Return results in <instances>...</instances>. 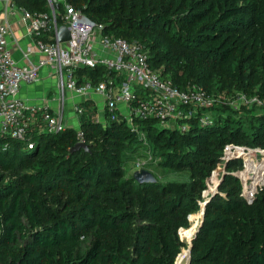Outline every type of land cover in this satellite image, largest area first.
<instances>
[{"label": "trees", "instance_id": "obj_1", "mask_svg": "<svg viewBox=\"0 0 264 264\" xmlns=\"http://www.w3.org/2000/svg\"><path fill=\"white\" fill-rule=\"evenodd\" d=\"M15 2L50 12L46 0ZM65 4L102 25V34L142 44L161 77L182 89L201 86L213 101L171 123H131L106 107L97 119L86 98L79 127L88 149H72L73 125L48 131L41 118L23 137L0 133V264H175L188 256L198 223L190 226V215L216 185L225 147L264 149V0H62L59 25ZM113 73L103 64L74 71L79 83ZM142 151L178 178L152 171L156 181L137 182L126 162ZM224 167L186 264H264V182L248 200L235 174L242 159ZM253 169L256 183L264 155Z\"/></svg>", "mask_w": 264, "mask_h": 264}, {"label": "built area", "instance_id": "obj_2", "mask_svg": "<svg viewBox=\"0 0 264 264\" xmlns=\"http://www.w3.org/2000/svg\"><path fill=\"white\" fill-rule=\"evenodd\" d=\"M6 1L10 6L18 7L22 20L35 36L34 44L27 49L25 56L28 58L30 53L36 51V47L40 56L34 61L29 55L24 64L16 61L8 46L9 22L7 19H0V133L23 137L30 126L40 118L48 131L62 130L66 126L63 122V112L67 90L83 96L91 91L99 93L103 96L105 107L112 117L118 110L124 113L131 123L133 117H156L163 123H171L180 117H190L195 111V105L209 106L213 101L201 86L192 85L182 89L171 80L161 77L150 66L148 53L142 44L102 34V25L96 24L83 12L68 4H65L62 18L70 29V39L58 42L56 33L59 23L55 6L62 0H46L50 12H31L25 7L17 6L13 0ZM45 34L49 35L48 40L40 38ZM97 39L108 54L101 53L96 47ZM98 64L105 65L114 73L97 83L78 82L74 74L77 67H96ZM44 67L56 78L58 98L54 110L45 102H30L19 96L22 86L35 82ZM139 89L145 94L149 93L148 99L143 97ZM239 100L252 103L257 99L241 95ZM120 103L128 106L126 112L119 109ZM74 111L79 115L82 113V106L75 104ZM205 118L201 116L200 120ZM76 134L78 140L83 142L84 133L80 127H77ZM237 150L245 151L247 156L242 161L243 168L239 173L247 170L253 162L250 158L254 153L264 151L261 148H246L231 143L224 149L222 162L237 158ZM136 165L139 167L141 161H136ZM217 170L218 168L213 174ZM241 182L244 186L243 195L248 200L253 199L258 188L252 190L250 185L245 186L242 178ZM263 182L264 177L261 184ZM207 192L208 189L204 191V197Z\"/></svg>", "mask_w": 264, "mask_h": 264}, {"label": "crops", "instance_id": "obj_3", "mask_svg": "<svg viewBox=\"0 0 264 264\" xmlns=\"http://www.w3.org/2000/svg\"><path fill=\"white\" fill-rule=\"evenodd\" d=\"M13 3H16L15 0H13ZM16 5L18 6L17 3ZM0 19H7L9 22L8 46L11 49L14 59L24 64L28 61L30 55L32 60L37 61L40 56L38 47L35 48L36 51L34 53L28 55V58L25 56L27 49L34 44L35 36L31 34L27 23L22 20L18 7L10 6L6 0H0ZM96 47L101 53L108 54L98 39L96 40ZM66 93H68L69 101L73 108L75 104H80V102L86 98L92 99L97 107V119H104L105 102L102 95L94 91H91L85 96L70 90H67ZM19 96L30 102H45L54 110L58 98L55 76L50 73L47 67L42 68L39 78L33 83L23 85L19 91ZM119 109L126 112L128 106L124 103H120ZM69 123V125H72L71 122Z\"/></svg>", "mask_w": 264, "mask_h": 264}, {"label": "rangeland", "instance_id": "obj_4", "mask_svg": "<svg viewBox=\"0 0 264 264\" xmlns=\"http://www.w3.org/2000/svg\"><path fill=\"white\" fill-rule=\"evenodd\" d=\"M240 106V104H237V108ZM251 111L252 112H257L259 110V107L258 106H254V105H251ZM55 109V108H54ZM243 113H245V111H241ZM63 122L65 125H69L71 122V124L77 128L79 127L78 125V114L74 112V108L72 107L70 101H69V97H68V93H66V98H65V105H64V112H63ZM237 152L239 153V156L237 158L239 159H242V161L244 160V157H247L245 155V151H241V150H237ZM243 153V154H242ZM263 155L264 153L262 151H257L256 153H254L253 156H251L250 160H252L253 162H251V164H249L248 168H247V172L245 171H241V173H237L238 175H240V177L243 179V182L245 183V186H251L252 187V190L258 188V186L262 183L263 179L262 180H259L257 181L256 183H254V165L258 164L262 159H263ZM136 161H141V165L138 167L136 165ZM226 161H223L219 164L218 166V170L214 173L216 174V177L218 179L216 185L218 184V182L220 181L221 177H222V174H223V171H224V165H225ZM149 164V168H145V169H148L150 171H154L156 172L158 175L161 176L162 180H168V179H176L178 178V174L177 173H173V172H170L168 170H162L161 168L157 167L156 166V162H155V159L151 156L150 152L147 151V152H141L139 153L135 159L133 160H129L126 162V168H127V172L131 175H133L134 171L137 170V169H141V168H144L145 165ZM263 177H264V173H263ZM216 185L211 188V190H209V192L205 193V197L208 196V194H211L215 188H216ZM210 189V187H208ZM251 190V191H252ZM200 210H198L197 212H194L190 215V221H191V224L190 226L195 222V220H198V223H197V227L200 223V220L201 218L199 219L197 213L199 212ZM196 227V228H197ZM182 238V236H180ZM183 241L187 242L185 238H182ZM187 247V245L185 246V248ZM185 248L181 250L184 251ZM188 248V247H187ZM186 248V250H187ZM187 257V256H186ZM185 257V258H186ZM184 259V258H183Z\"/></svg>", "mask_w": 264, "mask_h": 264}, {"label": "water", "instance_id": "obj_5", "mask_svg": "<svg viewBox=\"0 0 264 264\" xmlns=\"http://www.w3.org/2000/svg\"><path fill=\"white\" fill-rule=\"evenodd\" d=\"M56 38H57L58 42H64V41H67V40L70 39V29L65 23L59 25L57 33H56ZM80 147H84L85 149L89 148L88 144H86L85 142L79 141V142L76 143V145L73 146L72 149H77V148H80ZM235 174L238 175L237 172ZM132 176L137 182H140V183L154 182V181L157 180L156 176L153 174V172L148 170V169H145V168H141V169L135 170ZM218 184H219V182H218ZM218 184L216 185V188L211 193V195L206 197V199L201 202V209L200 210L202 211V215H201L200 223L202 222V219H203V216H204V210H205L206 202L215 193V191L217 190ZM200 223H199V225H200ZM197 230H198V227L196 228V230L194 231L192 237L190 238V241H189V244H188V256L186 258H184V259H181L179 262H177V258H176L175 264H186L187 261L189 260L191 246H192V239H193L194 235L196 234ZM179 234L181 236L180 232H179Z\"/></svg>", "mask_w": 264, "mask_h": 264}]
</instances>
